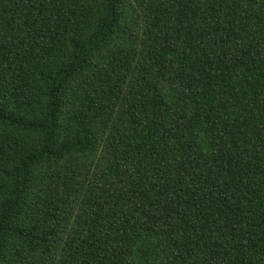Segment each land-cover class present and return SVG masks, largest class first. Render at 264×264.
Segmentation results:
<instances>
[{
    "label": "trees",
    "instance_id": "obj_1",
    "mask_svg": "<svg viewBox=\"0 0 264 264\" xmlns=\"http://www.w3.org/2000/svg\"><path fill=\"white\" fill-rule=\"evenodd\" d=\"M0 264H264V0H0Z\"/></svg>",
    "mask_w": 264,
    "mask_h": 264
}]
</instances>
